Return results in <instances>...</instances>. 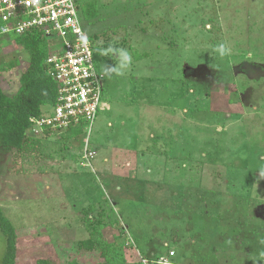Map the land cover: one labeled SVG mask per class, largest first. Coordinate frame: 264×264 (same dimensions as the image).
<instances>
[{"label": "rangeland", "instance_id": "1", "mask_svg": "<svg viewBox=\"0 0 264 264\" xmlns=\"http://www.w3.org/2000/svg\"><path fill=\"white\" fill-rule=\"evenodd\" d=\"M74 1L80 12L95 2L97 17L82 22L86 35L127 49L132 62L123 75L103 77L90 165L79 164V129L0 155L15 264H103V241L124 245L123 264L148 255L253 264L264 250V180L256 183L264 166V0ZM13 37L0 34V87L9 95L28 66ZM221 42L230 56L214 51ZM96 58L102 73L118 62ZM91 207L105 224L103 241L78 250ZM5 254L0 232V264ZM117 257L112 264H122Z\"/></svg>", "mask_w": 264, "mask_h": 264}, {"label": "built area", "instance_id": "2", "mask_svg": "<svg viewBox=\"0 0 264 264\" xmlns=\"http://www.w3.org/2000/svg\"><path fill=\"white\" fill-rule=\"evenodd\" d=\"M32 30L46 39L49 50L45 63L57 97L51 113L30 120L28 133L40 138L79 129L86 135L79 164L90 165L96 153L89 147L88 138L97 112L105 107L101 101L104 76L96 66V54L82 28L75 1L0 0V34L20 36ZM173 255L169 252L170 257ZM165 262L171 263L163 257L150 260L139 256L140 264Z\"/></svg>", "mask_w": 264, "mask_h": 264}, {"label": "trees", "instance_id": "3", "mask_svg": "<svg viewBox=\"0 0 264 264\" xmlns=\"http://www.w3.org/2000/svg\"><path fill=\"white\" fill-rule=\"evenodd\" d=\"M94 6L95 2H91L87 6L85 5L81 12L77 7L81 22L93 21L97 17ZM91 9L93 11H90ZM13 38L15 43L26 52L28 66L20 75L16 93L9 95L0 87V155L10 152H31L36 144L39 145V137L28 133L31 127L30 120L42 118L51 113L56 105L57 97L56 85L50 79L48 66L45 63L49 50L45 37L32 30ZM88 38L98 57L99 50L105 49L106 46L103 48L98 45L97 34L88 35ZM96 61V66L100 70L98 59ZM44 138H50V135L44 134ZM94 212L92 207L88 208L82 218L81 224L87 231L88 239L78 243V250L92 251L95 247L94 244L99 247L103 241L100 238V228H103L105 224L93 214ZM0 232L6 243V254L2 264H15L17 235L14 225L4 215L1 205ZM117 239L119 240V238ZM103 245L106 250L110 251L109 256L105 255L103 264H112V258L115 256H118L117 258L122 264L125 262L121 253V248L124 246L122 243L106 244L103 241ZM143 257L150 260L157 259L150 255ZM39 264L48 263L41 261ZM137 264H140L139 260Z\"/></svg>", "mask_w": 264, "mask_h": 264}, {"label": "clouds", "instance_id": "4", "mask_svg": "<svg viewBox=\"0 0 264 264\" xmlns=\"http://www.w3.org/2000/svg\"><path fill=\"white\" fill-rule=\"evenodd\" d=\"M81 39L85 44L87 43V40L85 37H82ZM214 51L218 53V55L221 58H223L226 56H230L232 49L226 43L221 42L214 47ZM99 54L104 55V56L114 55L117 58L118 62L116 65L114 66L105 65L103 67V76L109 79L113 75H116V76L123 75L124 70L127 69L132 62L131 54L129 53L127 49H124V48H114L110 46L107 49L99 50ZM256 173H258L256 183H259L260 181L264 180V166L259 167ZM259 243L262 246H264V239H261ZM253 264H264V250L259 252L258 258L253 260Z\"/></svg>", "mask_w": 264, "mask_h": 264}, {"label": "flooded vegetation", "instance_id": "5", "mask_svg": "<svg viewBox=\"0 0 264 264\" xmlns=\"http://www.w3.org/2000/svg\"><path fill=\"white\" fill-rule=\"evenodd\" d=\"M260 210H261V211H262V210L264 211V209H263V208H260ZM262 213H263V212H262Z\"/></svg>", "mask_w": 264, "mask_h": 264}, {"label": "crops", "instance_id": "6", "mask_svg": "<svg viewBox=\"0 0 264 264\" xmlns=\"http://www.w3.org/2000/svg\"><path fill=\"white\" fill-rule=\"evenodd\" d=\"M153 253H151V255H152Z\"/></svg>", "mask_w": 264, "mask_h": 264}]
</instances>
